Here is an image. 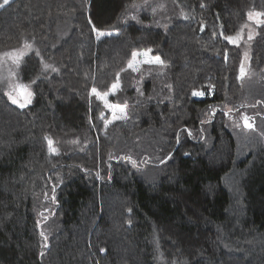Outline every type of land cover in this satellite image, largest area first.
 I'll list each match as a JSON object with an SVG mask.
<instances>
[{
  "label": "trees",
  "instance_id": "trees-1",
  "mask_svg": "<svg viewBox=\"0 0 264 264\" xmlns=\"http://www.w3.org/2000/svg\"><path fill=\"white\" fill-rule=\"evenodd\" d=\"M249 12L264 0L0 8V54L29 49L17 78L34 95L18 109L0 86V264H264V147L236 141L243 115L264 128V24L241 81L224 38ZM147 49L163 64L127 68ZM117 73L126 116L106 126L90 93Z\"/></svg>",
  "mask_w": 264,
  "mask_h": 264
},
{
  "label": "snow or ice",
  "instance_id": "snow-or-ice-1",
  "mask_svg": "<svg viewBox=\"0 0 264 264\" xmlns=\"http://www.w3.org/2000/svg\"><path fill=\"white\" fill-rule=\"evenodd\" d=\"M10 0H3V3L0 4V8H3L5 5H8ZM249 20H252L254 23L257 25H262L264 24V12H249L248 13ZM95 31V29H93ZM99 36L105 35L103 32H98ZM223 35V33H222ZM242 34L238 33L236 36H225L224 38L231 44H235L236 46H239V40L241 39ZM252 34L249 33L248 39L251 40ZM151 49H147L143 52H133L132 53V59L128 62L127 68L132 69L133 71H136V64L139 62L138 57L142 56L144 57V63H158V64H163V61L161 60L160 56H155L152 57L151 54ZM38 54V53H37ZM6 55H11V54H6ZM247 56V54H245ZM21 57H14V63L19 65ZM49 66L45 65V68L47 69ZM56 69H53L55 71ZM246 75L245 71V66L244 63H241L240 66V79H243L244 76ZM35 81H33L34 83ZM120 89V80H119V73H117V78L116 82L111 85V93L109 92H104L101 93L98 91L95 87L91 89V95L95 96L100 102L103 103L104 107L109 109L112 113V119L107 120L105 117H101V119L106 120V126L107 124L112 123L114 120L120 119L123 116H126V108L127 105H117L109 102V95L112 94L114 95L118 90ZM7 95L8 100L11 101L12 104L18 105L21 108L26 107L28 104L31 103V99L33 96V92L30 89L29 85L23 84V83H10L9 85V90L5 93ZM193 95L199 96L203 95V93L200 92H194ZM231 111V110H229ZM119 113L120 115H117ZM227 114V113H226ZM243 125L247 129H252L253 125L252 123L249 122V118L247 116L243 117ZM190 134V133H189ZM46 140H48L47 137H45ZM48 145L49 148L53 151L56 152V149L53 148L52 141L48 140ZM58 154V153H57ZM133 166H135V161H131ZM48 194L45 193V196ZM52 200L55 201V188L52 190ZM41 235L43 236L44 233L41 232ZM46 239V237H45ZM101 251H104V249H101Z\"/></svg>",
  "mask_w": 264,
  "mask_h": 264
},
{
  "label": "rangeland",
  "instance_id": "rangeland-1",
  "mask_svg": "<svg viewBox=\"0 0 264 264\" xmlns=\"http://www.w3.org/2000/svg\"><path fill=\"white\" fill-rule=\"evenodd\" d=\"M248 21H249V23L247 25H245L239 32L242 34V36L238 42L239 46L242 49V53H243L245 71H247L246 66H247L248 60H249L251 42L256 35L255 27L260 26V25H257L256 23H254L252 20H249V17H248ZM249 33H251L252 37H253L251 40L248 39ZM233 45H235V44H233ZM28 52H29V49H27V47H25V48L21 47L17 50H11V51H7L3 54H0V86L3 88L4 93H6L9 90L10 83H20L18 81V78H17V71H18L19 66L22 64V60H23L24 56ZM6 54H11V55H6ZM245 54H247V56ZM14 57H21L18 66L16 63H14ZM5 97L8 100L7 95H5ZM33 100H34V95L32 96L31 103L28 104L26 107L30 106L32 104ZM8 102H10L11 105L17 107L18 109H23V108L19 107L18 105L12 104L11 101H9V100H8ZM229 110L230 109L228 108L227 111L230 112ZM244 116H247V115H243L241 117L239 125L236 126V128L239 130L238 135L236 137L238 147L242 151H244L245 147L247 145H250V144H255L257 146L261 145L262 147H264V128H260L256 125V120L254 117L252 118V117L247 116L249 118V122L252 123V125H253L252 129L254 130V133L245 132L243 130V129H245L243 127V117ZM246 130L249 131L251 129H246Z\"/></svg>",
  "mask_w": 264,
  "mask_h": 264
},
{
  "label": "water",
  "instance_id": "water-1",
  "mask_svg": "<svg viewBox=\"0 0 264 264\" xmlns=\"http://www.w3.org/2000/svg\"><path fill=\"white\" fill-rule=\"evenodd\" d=\"M239 77H240V75H239ZM239 77H238V80L241 81L242 79H240ZM243 127H244V125H243ZM244 128H245V127H244ZM245 129H247V128H245ZM46 145H47V154H48V155L52 154L53 151L49 148L48 140H46Z\"/></svg>",
  "mask_w": 264,
  "mask_h": 264
}]
</instances>
